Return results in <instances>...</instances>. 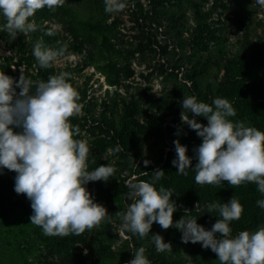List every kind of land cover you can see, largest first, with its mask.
I'll return each instance as SVG.
<instances>
[{
	"label": "rangeland",
	"instance_id": "obj_1",
	"mask_svg": "<svg viewBox=\"0 0 264 264\" xmlns=\"http://www.w3.org/2000/svg\"><path fill=\"white\" fill-rule=\"evenodd\" d=\"M150 1L125 0L123 11L106 13L105 0H66L55 11L45 8L36 13L32 19L40 27L35 32L9 40L8 34L0 31V71L14 80L21 74L33 81H47L61 72L71 74L70 82L84 105L71 123L81 129V135L74 138L89 143V171L108 163L116 168L108 182L85 185L94 202L107 209L111 221L106 218L99 227L79 236L44 235L31 224L33 210L25 194L14 192L5 198L4 205L14 213L5 219L0 206V264H128L134 258L130 245L144 247L150 264H219L210 248L199 242L183 243L182 232L175 227L165 230L154 223L149 235L141 239L121 232L122 220L115 214L125 212L131 203L126 198L128 184L141 180L144 172L166 159L171 146L161 131L170 115L183 110L185 95L198 98L193 78L203 92L233 104L237 114L230 119L264 131V30L260 25L264 7L256 0H159L169 10L160 28L149 18ZM142 11L146 21L140 19ZM87 21L116 23L111 30L95 32L81 25ZM3 22L0 17V24ZM245 24L250 31L248 40L242 30ZM49 30L52 36L46 34ZM202 32L207 33L205 43L214 41L208 50L196 40ZM40 40L53 50L66 47L64 55L47 69L39 67L33 56L34 45ZM251 54L253 61L247 63ZM199 60L208 69L201 78L193 67ZM203 118L206 126L208 120ZM180 128L191 158L188 174H177L176 168L175 174H167L156 187L175 192L174 224L188 209L191 212L186 218H196L199 225L211 230L219 213L207 212L208 205L227 203L230 198L213 195L209 185L195 183L198 154L193 141L198 135L185 123ZM14 131L20 132L19 128ZM118 144L123 151H107ZM145 160L150 161L147 166ZM1 187L8 192L5 185ZM198 203L200 210H196ZM247 203H242L241 219L230 225L233 236L243 230H258L248 228ZM155 234L171 243V252L156 251L151 237Z\"/></svg>",
	"mask_w": 264,
	"mask_h": 264
},
{
	"label": "clouds",
	"instance_id": "obj_2",
	"mask_svg": "<svg viewBox=\"0 0 264 264\" xmlns=\"http://www.w3.org/2000/svg\"><path fill=\"white\" fill-rule=\"evenodd\" d=\"M65 2L0 0V17L4 21L0 31L6 32L9 40H15L21 33L35 32L40 27L32 19L36 13L45 8L55 11ZM256 2L264 7V0ZM125 7V0H105L106 13L120 12ZM46 34L52 36L54 33L49 30ZM65 51L66 47L47 48L40 40L34 45L33 56L39 67L47 69ZM70 78V73L61 72L49 76L47 81H33L21 74L16 81L0 71V168L17 174L14 190L31 201V224L41 228L46 236H79L99 227L106 218L111 221L107 209L94 202L85 185L100 180L108 182L114 177L116 168L108 163L89 171V143L86 139L74 138L81 135V129L71 123V118L82 113L84 105ZM181 104L186 110L181 112V121L202 138L196 150L195 183L219 186L227 181L232 188L253 183L264 195V131L230 119L237 113L226 98L217 97L209 105L198 101L196 96L185 95ZM187 112L206 117L208 124L197 123ZM14 128L21 131L16 132ZM174 145L176 159L172 164L178 169L177 174L187 175L191 166L187 147L179 140H175ZM107 151L119 153L123 149L118 144ZM149 163L144 161L145 166ZM151 174V182L138 180L128 184L126 198L131 203L125 212L115 214L122 220L121 232L143 239L149 235L153 224L158 223L165 230L179 229L185 244L199 242L203 248H210L217 254L219 264H264V226L254 232L243 230L232 235L231 223L239 221L244 212L235 195L227 203L208 205L207 212L219 213L211 230L199 225L196 218H186L191 212L188 209L174 224L177 205L172 197L175 192L171 188L156 187L165 176L164 170L156 169ZM256 203L264 209V199ZM196 210H200V203ZM151 237L157 252L172 251L171 243H165L160 234ZM130 247L134 258L128 264H150L144 247Z\"/></svg>",
	"mask_w": 264,
	"mask_h": 264
},
{
	"label": "trees",
	"instance_id": "obj_3",
	"mask_svg": "<svg viewBox=\"0 0 264 264\" xmlns=\"http://www.w3.org/2000/svg\"><path fill=\"white\" fill-rule=\"evenodd\" d=\"M162 2H164L162 0ZM159 0H151L150 4H151V9L149 10L150 12V19H154L152 20V22L154 21V23H157L160 26V23L162 21H164L162 18H166L167 13H168V8L167 6L162 3ZM139 15H141L142 21H146V16L145 13L142 11L141 13H139ZM167 19V18H166ZM116 22H114L113 24H108V22H91V21H87V22H81V25L83 27H85L88 30H92L95 32H106L108 30H111ZM264 30V21H262V23L260 24ZM162 26H160L161 28ZM163 28V27H162ZM242 30L244 31V33L246 34L245 37L248 40L250 37V31L248 30L247 25L245 24V26L242 28ZM204 33V32H202ZM206 35V37H205ZM204 36V37H203ZM196 40L198 41V43L200 44V46H203L204 49H209L210 44L214 43L213 40L210 41V39L208 40V42L205 43V41L207 40V33H204L202 35H199L196 37ZM217 44H221L218 42L217 40ZM207 47V48H205ZM250 47V43L249 45L245 46V48L247 49L246 51H249L248 48ZM253 54L250 55V57L248 58V61H246L247 63L251 62L250 60L253 61ZM262 56H264V54H262ZM258 58V57H257ZM260 59V58H258ZM246 60V59H245ZM263 61V60H262ZM246 63V64H247ZM207 65V64H206ZM203 62H201L200 60L196 62V64L193 66L195 68V75L198 76V78L200 77V75H205L207 72V66H206ZM201 78V77H200ZM193 83H194V87L197 90L198 93V101L201 102H205L207 104H209V102L212 100L217 98V96H215L212 92H203L202 88L199 86V82H196L197 78H193ZM212 105V104H210ZM182 111H186V110H182ZM181 110H178L176 112H174L172 115H170L169 120L166 122L165 127L162 129L161 133H162V137L164 139V141L171 146L169 152L166 154V159L164 160L162 158V161L160 164H158L157 166L154 167V169H152L150 172H148V175H143L141 180L144 181H148L151 182L152 180V172L156 169H162L165 172V176L163 178H165L167 176V174H175L176 172V167L173 166L172 161L174 159H176V150H175V145H174V141L175 140H179L180 144L183 145L182 142V132H181V128L180 125L184 124L181 121ZM187 114L191 117L194 118L196 121H198L199 123L204 125V118L203 116H195L194 114H191L190 112H187ZM252 125L254 124V121L251 120L250 122ZM19 131H21V129L19 128ZM194 146L196 148V150L198 149V147L201 145L202 143V138L197 136L194 138ZM184 146V145H183ZM197 152V151H196ZM16 173L14 171H9L6 168H0V206L2 207V209L5 211V219H8V215L11 213H14L11 209L6 208L5 204V198H7L9 195H13V193L15 192V177H16ZM163 178L160 180L162 181ZM158 181L156 183V186L159 184ZM6 186V191L3 190V188L1 186ZM209 188L212 192L213 195H217V196H223L226 198H232L234 195L239 199V201L241 202V204L243 202L248 201L247 203V217H248V221H246V223L248 224V228H259L261 226H263L264 224V209H261L260 207L257 206V200L259 199H264V195H262L261 193H259L257 191V186L253 183H247L245 185H242L240 187L237 188H232L227 181H223L221 185L216 186V185H209Z\"/></svg>",
	"mask_w": 264,
	"mask_h": 264
}]
</instances>
